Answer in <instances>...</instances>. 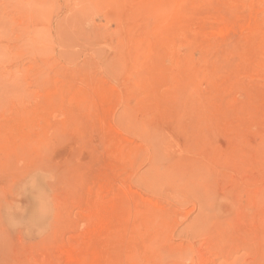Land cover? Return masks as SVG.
<instances>
[{
  "label": "rangeland",
  "instance_id": "rangeland-1",
  "mask_svg": "<svg viewBox=\"0 0 264 264\" xmlns=\"http://www.w3.org/2000/svg\"><path fill=\"white\" fill-rule=\"evenodd\" d=\"M79 257L264 264V0H0V264Z\"/></svg>",
  "mask_w": 264,
  "mask_h": 264
},
{
  "label": "bare ground",
  "instance_id": "bare-ground-1",
  "mask_svg": "<svg viewBox=\"0 0 264 264\" xmlns=\"http://www.w3.org/2000/svg\"><path fill=\"white\" fill-rule=\"evenodd\" d=\"M220 32H221V31H220ZM119 185H120V184H119ZM120 187H121V186H120ZM122 188H123V187H122ZM121 191H122V190H121ZM121 191H120V192H121ZM117 192H119V191H117ZM120 192H119V193H120ZM117 195H118V194H117ZM119 196H120V195H119ZM119 196H118V197H119ZM120 198H121V197H120ZM125 199H126V198H125ZM126 200H128V199H126ZM117 208H118V207H117ZM117 208H115V209H117ZM117 211H118V210H117ZM117 211H116V212H117ZM123 211H124V210H123ZM109 213H110V211H109ZM121 218H122V217H121ZM118 221H120V220L118 219ZM120 223H121V222H120ZM109 224H110V223H109ZM117 224H118V222H117ZM103 226H104V225H103ZM113 226H114V225H113ZM115 226H116V225H115ZM119 226H120V225H118V227H119ZM111 227H112V226H110V228H111ZM110 228H109V229H110ZM112 228H113V227H112ZM107 230H108V228H107ZM114 230H115V229H114ZM109 231H110V230H109ZM117 231L119 232V229H118ZM117 231H116V232H117ZM118 232H117V233H118ZM68 253H69V252H68ZM85 256H86V255H85ZM72 257H73V256H72ZM93 260H94V261H91V263H90V262H88V259H87V258H84V257H79V258L76 259V261H78L79 263H86V262H88V263H90V264H95V258H94ZM72 262H73V261H72ZM75 264H76V262H75Z\"/></svg>",
  "mask_w": 264,
  "mask_h": 264
}]
</instances>
